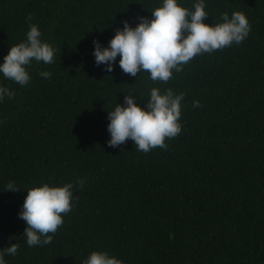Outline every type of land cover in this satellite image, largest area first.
<instances>
[{
  "label": "trees",
  "instance_id": "obj_1",
  "mask_svg": "<svg viewBox=\"0 0 264 264\" xmlns=\"http://www.w3.org/2000/svg\"><path fill=\"white\" fill-rule=\"evenodd\" d=\"M161 3L0 0V62L30 23L55 49L52 64L29 66L27 86L0 76L15 93L0 102V249L20 246L7 264H81L93 251L123 264H264V0H206L205 24L241 12L251 31L166 83L95 65L94 40L107 46L122 21L135 27ZM152 88L184 93L180 134L148 153L131 140L110 147L107 112L133 95L143 108ZM9 182L20 191L2 192ZM67 183L72 210L50 244L28 247L26 191Z\"/></svg>",
  "mask_w": 264,
  "mask_h": 264
},
{
  "label": "clouds",
  "instance_id": "obj_2",
  "mask_svg": "<svg viewBox=\"0 0 264 264\" xmlns=\"http://www.w3.org/2000/svg\"><path fill=\"white\" fill-rule=\"evenodd\" d=\"M150 13V18L137 17L135 27L127 20L122 21V27L115 30L107 46L94 40L92 55L95 65H103V70L108 73L118 65L131 77L147 73L153 82L166 83L173 77V72L182 71L194 57L239 45L251 31L241 12H233L230 17L223 13L222 22L212 26L205 24L203 21L209 17L206 0H196L193 10L180 6L178 0H162L161 6ZM54 60L55 49L42 39L38 26L30 23L25 40L11 46L0 62V76L24 87L31 80L28 68L33 61L52 64ZM39 75L48 79L51 73L43 71ZM14 95V91L0 85V102L5 97L12 99ZM136 98L134 95L124 96L122 105L116 104L114 110L107 112L108 145L116 148L131 140L136 151L148 153L156 147L166 149L165 140L181 132L179 121L184 93L177 94L171 88L164 92L152 88L143 108L135 103ZM192 106L201 105L194 101ZM75 183L82 188L85 180L78 178ZM73 188V183L63 186L41 184L26 191L17 215L26 223L23 236L28 247H43L52 242L50 234H55L63 224L62 214L72 210ZM7 191L15 193L20 190L14 182H9L2 192ZM19 247L12 243L0 249V264H7L5 256H15ZM81 264H123V261L107 251H93Z\"/></svg>",
  "mask_w": 264,
  "mask_h": 264
}]
</instances>
